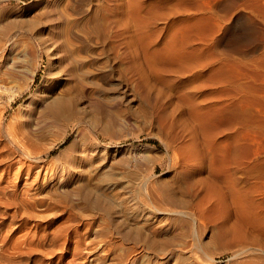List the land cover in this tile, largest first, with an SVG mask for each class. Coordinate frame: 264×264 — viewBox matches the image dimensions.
<instances>
[{
  "label": "bare ground",
  "instance_id": "1",
  "mask_svg": "<svg viewBox=\"0 0 264 264\" xmlns=\"http://www.w3.org/2000/svg\"><path fill=\"white\" fill-rule=\"evenodd\" d=\"M36 6L22 33L51 53L54 69L49 71L50 82L42 85L45 89L29 117L7 123L5 132L0 125V142L7 136L26 160L16 156L3 142L0 179L12 170L18 180L24 170L27 176L35 169H38V176L45 170L46 176L50 170L64 171L65 167L87 161L92 141L76 117L89 99L110 90L118 92L127 103L140 100L144 122L155 127V136L161 144L162 149L147 146V151L136 154L130 161L131 168L138 172L149 171V175L142 172L138 179L134 178L139 196L150 202H166L169 206L159 209L154 203V215H165V219L176 225L193 223L194 226L202 218L212 217L215 209L227 211L231 198V206L237 208L239 219H249L247 201L256 208L260 203L255 195L250 197L247 185L253 182V191L264 200V170L253 166L256 172L248 177L251 173L248 174L244 157V138L235 137V153L230 160L229 144L227 147L221 145L218 133H223L219 131L222 126L242 127L252 119L264 132V0H37ZM102 52L112 53L113 57L103 60ZM255 55L257 58L249 64L241 63L240 66L226 60L231 57L239 61L237 57L247 59ZM117 67H121V73L115 76ZM245 68L262 74L260 90H252L237 78L236 96L228 94L227 86L232 81L230 72ZM35 76L36 72L33 81ZM253 97L260 100L256 110L247 104V99ZM47 134H53L54 138L46 155L69 142L55 156V159L60 155L66 157L64 166L43 165L39 149H36L39 154L32 151L31 147L39 144L36 139ZM28 160L36 164L27 165ZM179 168L186 179L183 189H177L175 180L163 186L158 184L159 187L151 180L165 172L177 178ZM93 195L92 191L84 192L83 197L89 205H95L105 214L115 209L111 194ZM146 215L148 219L150 214ZM140 228L137 231L141 234L147 232L153 236L162 231L161 226L151 224ZM259 232V236L254 234L250 238L241 229H227L219 239L235 248L232 257H241L242 264H253L251 259L264 253L261 245L264 233ZM27 240L18 239L14 247L19 250L22 244L30 247ZM157 242L149 243L155 248ZM177 246L184 248L185 245ZM37 249L36 246L34 253ZM63 251L64 246L44 255L49 259Z\"/></svg>",
  "mask_w": 264,
  "mask_h": 264
},
{
  "label": "rangeland",
  "instance_id": "2",
  "mask_svg": "<svg viewBox=\"0 0 264 264\" xmlns=\"http://www.w3.org/2000/svg\"><path fill=\"white\" fill-rule=\"evenodd\" d=\"M0 2V112L2 114L0 125L5 132L8 124L29 117V112L45 89H42V85L46 86L50 82L51 77L48 73L54 67H52L53 60L50 61L51 53L22 33V29L28 26L27 19L30 13L37 8V0H0ZM110 57H113L112 53H101L103 60ZM237 58L239 61H234L231 57L226 60H230V63L236 62L240 66L241 63L249 64L257 58V55L247 59ZM32 71L36 72L34 81ZM120 73L121 67H117L115 76ZM230 73L232 81L227 86L228 94L236 96L234 87L237 78L241 79L240 83L252 90L257 92L260 90L262 74L259 71L245 68L242 71L236 69ZM259 101V98L253 97L249 101L247 99V104L256 110L260 106ZM140 106V100L134 104L127 103L122 96L118 95V92L110 90L89 99L87 104L79 110L78 116L76 115V121L88 133L92 141L87 161L75 167H65L64 171L50 170L46 176L45 170L39 176L36 174L38 169H35L30 176H27V171L24 170L17 180L12 170L10 174L0 179V199H3L0 200V241L2 239L0 264H95L97 260L99 262L96 264H242L241 257H232L235 248L224 242L225 240H220L219 237L227 229L234 228L241 229L250 238L254 234L260 235L259 230L261 235L264 233V200L253 191L254 183L249 181L248 194L251 198H254V195L258 197L260 204L256 208L247 201L246 207L249 214L247 220L239 219L237 208H232L235 205L231 206L233 204L230 201L231 198L227 202V211L215 209L212 217L202 218L199 224L194 226L193 223L176 225L170 219H165V215H154L152 213L156 211L153 208L154 205L157 208L159 206V209H165L167 204L166 202L160 204V201L150 202L139 196L136 184L140 177L139 173L149 175V171L145 169L138 172L130 166V161L136 157V154L147 151V146L155 145L162 149L155 136V127L144 122V114L140 111ZM222 127L218 129L223 132L218 133V139L223 146L229 144V153L232 152L229 155L230 160H233L235 153V137L241 135L242 139L244 138V157L248 164V174L251 173L248 177L256 172L253 166L264 170V132L259 129L255 120H250L242 127L236 124ZM4 138V146H9L16 156H23L7 136ZM53 138V134L42 136L36 139L39 144L34 145L35 140L33 141L34 146L31 145V149L33 148L32 151L35 153L39 149L38 152L43 156L41 159L43 165L50 164L58 168L65 165L66 157L60 155L58 159H55V156L69 142H64L46 155ZM3 142H0V146ZM38 152L36 154H39ZM24 159L25 156L23 161H26ZM29 164L36 163L28 160L27 165ZM179 171L177 178L165 172L151 180L155 186L170 184L175 180L177 189H183L186 179L182 168H179ZM134 178L137 179L134 180ZM132 184H135L134 187ZM88 190L94 195L111 194V202L115 205V209L110 214H105L95 205H89L83 197L84 192ZM146 214H150L148 219ZM246 223H248L247 226ZM146 224L161 226L162 231L156 236L152 233L141 234L137 231V228L141 229L140 226ZM18 239L22 242L29 239L27 242L31 246L22 244L23 247H21L27 249L15 248L14 244ZM66 239L68 241L64 243ZM149 242H157L158 245L154 248ZM98 243L102 246L100 247ZM178 244L185 246L182 248L177 246ZM7 245L11 252L9 249L7 251ZM261 245L264 246V243ZM36 246L38 249L34 253ZM63 246V252L56 253L53 258L47 259L45 256L47 252L53 250L57 252ZM156 249L158 252H155ZM263 255L264 253L255 256L259 258L258 261L253 257L251 259L253 264H264ZM3 260L6 262H2Z\"/></svg>",
  "mask_w": 264,
  "mask_h": 264
}]
</instances>
